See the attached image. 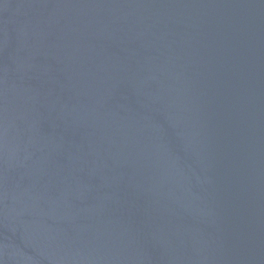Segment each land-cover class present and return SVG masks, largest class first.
I'll return each mask as SVG.
<instances>
[{
  "label": "water",
  "instance_id": "95a60500",
  "mask_svg": "<svg viewBox=\"0 0 264 264\" xmlns=\"http://www.w3.org/2000/svg\"><path fill=\"white\" fill-rule=\"evenodd\" d=\"M0 264H264V0H0Z\"/></svg>",
  "mask_w": 264,
  "mask_h": 264
}]
</instances>
